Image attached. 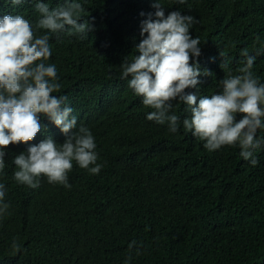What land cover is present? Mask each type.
I'll use <instances>...</instances> for the list:
<instances>
[{
	"label": "trees",
	"instance_id": "16d2710c",
	"mask_svg": "<svg viewBox=\"0 0 264 264\" xmlns=\"http://www.w3.org/2000/svg\"><path fill=\"white\" fill-rule=\"evenodd\" d=\"M50 7L61 0H42ZM94 30L87 38L52 37L49 63L57 67L60 93L95 138L99 174L74 164L71 188L49 184H17L13 157L28 145L6 150L0 183L6 187L9 212L0 219V264H125L135 240L141 255L128 264H264V146L252 166L238 147L209 152L203 142L181 129L170 133L146 117L140 97L119 78V65L135 54L141 22L154 13L155 0H80ZM165 14L179 10L198 22L191 28L201 41V69L214 77H198V95L219 89L226 73L219 68L224 52L233 71L243 59L264 48V0H186L183 5L161 0ZM143 13L144 15H141ZM23 15L35 27L34 3L12 6L0 0V18ZM39 34H44L43 30ZM259 37V41L256 38ZM103 57V58H102ZM254 74L264 83V54L257 56ZM183 120L186 105H174ZM58 143L64 136L46 118ZM75 131V129H74ZM264 138V129L258 130ZM13 238L21 245L13 253Z\"/></svg>",
	"mask_w": 264,
	"mask_h": 264
},
{
	"label": "clouds",
	"instance_id": "9594fccd",
	"mask_svg": "<svg viewBox=\"0 0 264 264\" xmlns=\"http://www.w3.org/2000/svg\"><path fill=\"white\" fill-rule=\"evenodd\" d=\"M7 2L12 6L34 3L38 19L33 27L20 14L0 18V173L6 168L9 146L26 144L28 147L13 157L16 170L12 179L35 189L43 177L49 184L70 189L69 173L74 164L91 175L99 174L103 164L98 163L89 128H77L68 97L55 94L61 92L62 85L56 65L48 62L53 47L50 40L55 37L56 43H62L63 35L84 40L94 30V18H87L89 13L80 0H61L55 7L42 0ZM173 3L183 5L186 0ZM152 7L154 13L141 22L142 39L135 54L119 65V78L127 80L128 88L152 110L146 117L149 121L167 125L173 134L182 127L209 152L224 146L238 147L239 156L255 166V153L264 146V138L257 137L258 130L264 129V83L253 68L264 48L257 49L255 55L244 48L240 66L234 71L226 54L218 53L219 68L226 73L217 81L219 90L210 95L187 91L202 82L198 77H214L199 64L201 41L191 33L198 21L179 10L166 15L161 0H155ZM41 30L44 34H39ZM179 104L186 105L190 113L183 120L176 114L174 105ZM42 117L60 131L63 142L46 135L32 143L38 134L48 131ZM5 195V184L0 183V219L10 215L11 205L5 202ZM11 250L21 251L17 238H13ZM133 255H141L135 240L128 245L125 264Z\"/></svg>",
	"mask_w": 264,
	"mask_h": 264
}]
</instances>
